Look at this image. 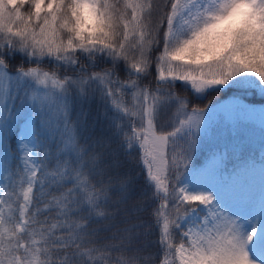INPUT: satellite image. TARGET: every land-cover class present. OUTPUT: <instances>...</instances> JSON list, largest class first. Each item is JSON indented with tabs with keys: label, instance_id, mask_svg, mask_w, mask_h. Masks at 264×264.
<instances>
[{
	"label": "snow or ice",
	"instance_id": "1",
	"mask_svg": "<svg viewBox=\"0 0 264 264\" xmlns=\"http://www.w3.org/2000/svg\"><path fill=\"white\" fill-rule=\"evenodd\" d=\"M257 106L264 0H0V264H264Z\"/></svg>",
	"mask_w": 264,
	"mask_h": 264
},
{
	"label": "rangeland",
	"instance_id": "2",
	"mask_svg": "<svg viewBox=\"0 0 264 264\" xmlns=\"http://www.w3.org/2000/svg\"><path fill=\"white\" fill-rule=\"evenodd\" d=\"M230 99L231 97L223 101H228ZM232 143H243L246 147H251L252 149L257 148L260 151L258 154L259 160L251 163L247 172L254 191L258 193L260 180L259 163L261 159L264 158V127H262L261 124L259 106H257L255 112L247 116L233 115L230 118H226L223 123H219L214 144H205L201 146V149L213 146L223 148L225 144L230 145Z\"/></svg>",
	"mask_w": 264,
	"mask_h": 264
},
{
	"label": "trees",
	"instance_id": "3",
	"mask_svg": "<svg viewBox=\"0 0 264 264\" xmlns=\"http://www.w3.org/2000/svg\"><path fill=\"white\" fill-rule=\"evenodd\" d=\"M231 93H228L227 95L220 93L218 94L219 99L224 100L226 98L231 97ZM213 99V96H209L207 99L203 100V101H196V103H199L201 106L207 105L208 100ZM249 100H253V99H259L257 98H253L251 96L248 97ZM210 148H203L200 150V152L197 154V159H199L200 161H203L209 152ZM259 151L256 149H252L251 147H246L244 146L243 151L240 150H236L235 152L229 150L228 151V155H227V159H228V167L229 169H231L233 166H236L237 168H241V169H246V171L248 172L251 163L256 162L259 160V155H258Z\"/></svg>",
	"mask_w": 264,
	"mask_h": 264
}]
</instances>
